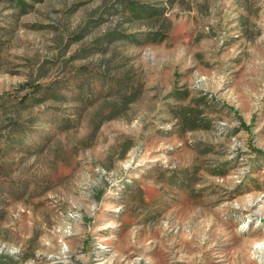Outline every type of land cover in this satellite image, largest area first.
Returning a JSON list of instances; mask_svg holds the SVG:
<instances>
[{
    "label": "rangeland",
    "instance_id": "obj_1",
    "mask_svg": "<svg viewBox=\"0 0 264 264\" xmlns=\"http://www.w3.org/2000/svg\"><path fill=\"white\" fill-rule=\"evenodd\" d=\"M0 264H264V0H0Z\"/></svg>",
    "mask_w": 264,
    "mask_h": 264
}]
</instances>
